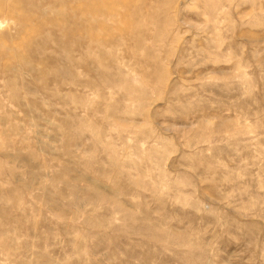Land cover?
Wrapping results in <instances>:
<instances>
[{
	"label": "rangeland",
	"instance_id": "374dc122",
	"mask_svg": "<svg viewBox=\"0 0 264 264\" xmlns=\"http://www.w3.org/2000/svg\"><path fill=\"white\" fill-rule=\"evenodd\" d=\"M2 8L0 264H264V0Z\"/></svg>",
	"mask_w": 264,
	"mask_h": 264
},
{
	"label": "bare ground",
	"instance_id": "6f19581e",
	"mask_svg": "<svg viewBox=\"0 0 264 264\" xmlns=\"http://www.w3.org/2000/svg\"><path fill=\"white\" fill-rule=\"evenodd\" d=\"M64 1H65V0H64ZM61 8H63V7H61ZM0 11L4 13V9H3V8L0 9ZM7 15H8V12H7ZM2 24H3V23L0 22V28L2 27ZM75 24H77V23H75ZM16 28H17V27H16ZM77 31H78V30H77ZM77 39H78V38H77ZM78 41H79V40H78ZM78 51H79V50H77V53H78ZM67 55H68V54H67ZM78 55H79V53H78ZM68 58H69V57H68ZM223 124L225 125L224 121H223ZM224 125H223V126H224ZM226 126H227V125H226Z\"/></svg>",
	"mask_w": 264,
	"mask_h": 264
}]
</instances>
